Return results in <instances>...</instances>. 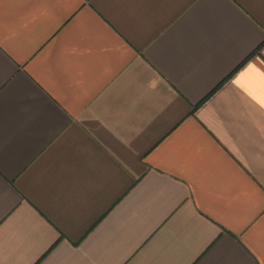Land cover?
Masks as SVG:
<instances>
[{"label": "crops", "instance_id": "crops-1", "mask_svg": "<svg viewBox=\"0 0 264 264\" xmlns=\"http://www.w3.org/2000/svg\"><path fill=\"white\" fill-rule=\"evenodd\" d=\"M0 264H264V0H0Z\"/></svg>", "mask_w": 264, "mask_h": 264}]
</instances>
